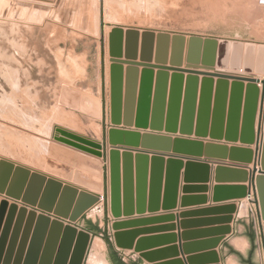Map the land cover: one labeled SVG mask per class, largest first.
<instances>
[{"label":"water","instance_id":"water-1","mask_svg":"<svg viewBox=\"0 0 264 264\" xmlns=\"http://www.w3.org/2000/svg\"><path fill=\"white\" fill-rule=\"evenodd\" d=\"M0 18L33 25L52 19L93 37L100 36V26H104L99 20L97 0H57L55 3L0 0ZM247 49L257 50L261 58L257 64L264 66V44L258 48L243 47L239 42L209 36L112 26L109 33L111 129L105 132L100 143L60 127L53 134L55 141L103 160L109 185L104 194L97 196L35 172L30 188L36 198L28 196L22 202L38 210L19 207L5 199L0 201V264H87L93 234L80 229L77 223L93 211H103L106 243L115 264H146L127 250H134L141 259L154 263V256L142 253L145 245L140 242L134 247L132 233L119 232L123 225L112 223L109 213L115 219L130 215L135 191L139 211L145 208L148 192L150 205L157 208L164 183V159L163 155L152 153L151 168H148L150 153L140 151L136 157L131 150L121 153L118 146L138 147L141 136L139 131L117 129L121 125L150 130L144 139L173 143L175 154H186L190 147L202 148L205 145L202 140L209 138L211 141L205 147L218 151L219 159L228 158L233 162L229 167L220 166L217 172L237 173L244 176L240 183H248V186L216 189L235 191L232 200L248 199L239 207L231 204L221 208L227 214L222 219L226 226L216 231L221 236L232 234V215L255 203L260 208L258 221L263 222L264 234V79H259L264 75V68L258 70L256 77L253 68L241 67L240 51ZM162 132L167 135H161ZM176 134L181 136L172 138ZM221 141L240 145L228 148L214 143ZM108 145L111 146L109 153ZM143 148L147 147L143 145ZM176 160H170L169 165H180ZM251 164L252 171L247 172L246 166ZM30 174L21 167L14 170L4 160L0 163V194L20 200L19 195L4 186L13 176L23 188ZM178 176V173L171 175L169 170L166 174V201L171 206ZM225 238L215 240V248ZM256 248L250 212L248 219L239 221L236 237L224 245V263L258 264L254 259ZM219 263L220 259L216 258V264Z\"/></svg>","mask_w":264,"mask_h":264},{"label":"rangeland","instance_id":"rangeland-1","mask_svg":"<svg viewBox=\"0 0 264 264\" xmlns=\"http://www.w3.org/2000/svg\"><path fill=\"white\" fill-rule=\"evenodd\" d=\"M97 4L104 24L98 37L52 19L33 25L0 18V163L12 160L8 162L14 170L31 172L23 188L13 176L4 186L20 201L36 198L30 188L35 170L80 186L103 180L104 166L96 168L94 156L55 141L53 134L56 127L65 126L88 137L90 127L101 124L110 110L112 26L220 36L243 47L258 48L264 41L261 0H97ZM240 53L241 67L253 68V74L264 68L257 64L261 61L257 50ZM102 261L107 264L106 257Z\"/></svg>","mask_w":264,"mask_h":264},{"label":"crops","instance_id":"crops-1","mask_svg":"<svg viewBox=\"0 0 264 264\" xmlns=\"http://www.w3.org/2000/svg\"><path fill=\"white\" fill-rule=\"evenodd\" d=\"M197 35L208 36L204 34ZM209 37L233 41L231 39L223 38L220 36ZM259 43L264 44V41ZM187 49L188 42L185 48V69L187 68ZM126 67L127 66H125V68ZM142 70L143 68L140 67V71ZM155 71L157 72L158 70ZM170 74L172 75L173 72H170ZM185 76L187 77L188 74H185ZM199 78L200 80H202L203 76H199ZM215 79L217 80V78ZM259 79H264V75L261 76ZM259 87L262 90L263 87L261 85ZM110 126L112 125L109 110L107 111L105 119L101 122V124H99L98 126L90 127L91 132L88 134L87 138H90L98 143L102 142L105 132L108 133L111 129ZM61 127L75 134L79 133L76 132V128L73 129L65 126ZM117 129H127L128 131H139V133H141V136L139 137V142L137 144L138 147L120 145L118 147L120 148L121 153H125L126 150H131L133 151V157H136L138 155V152L140 151H146L150 153L148 154V168H151V160L153 158L152 153L163 155L164 159V183L161 189L158 207L153 208L150 205V193L148 192L145 208L143 211H139L137 208V196L135 191L134 208L133 212L130 215L123 214L120 218L115 219L113 218L111 213H109V219L112 221V223H118L123 225L119 232L132 233L134 247L140 244V242H142L141 244L145 245L142 248V253L154 256L155 258L153 259V264H216V258L220 259L219 264H225L223 256L224 245L229 240L236 237L238 233L239 221L242 219L249 218V205H247V207L245 206L246 208H244L242 211L238 212L237 210V213L232 215L234 218L232 224H230V226L232 227V234H229L227 236H221V233L216 231L217 229L226 226L225 224H222V219L223 217H227V214H224L223 211H220L221 208L231 204H235L237 205V207H239L240 203L248 202V199H230L231 197H234L233 195L235 191H216V189L220 186H248V183H240V181L244 179V176L231 172H217V169L220 166L229 167L228 165L232 164L233 162H231L228 158L219 159L218 151H209L205 147L206 144L211 141L209 138L202 140L205 143L204 147L202 148L190 147L189 151L185 152L186 154H175L173 153V143H169L167 141L144 139V134L151 133L150 130H138L135 128V126L131 128H125L123 125L117 126ZM160 134L167 135L165 132H162ZM79 135L86 136V134L81 133H79ZM180 136L181 135L176 134L175 136L172 135V138ZM189 138L196 139L194 136H191ZM123 141L125 140L123 139ZM214 143L226 145L228 148L240 145L239 143L228 144L224 141ZM143 145L147 147L146 150H144ZM254 147L255 146H252L253 149H255ZM155 148L161 150H155ZM110 150L111 146L108 145V153L110 152ZM172 159H178L176 161H178L180 165H169V161ZM7 161L13 162L12 160L8 159ZM93 163L94 166L98 169L101 168V166H105L104 161L101 159L96 158ZM20 165L23 166L22 164ZM246 167L247 169L245 170L247 172H251L253 164L247 165ZM168 170L171 175L173 173H178L179 175L175 201L172 206L169 205L168 200L166 201L165 187L166 174ZM35 171L44 174L48 177L51 176V178L55 180L67 183L79 190H83L97 196L104 194L107 189L109 179L108 174L104 171L103 180L97 178V181L91 182L87 186H80L77 183L68 182L56 176L45 174L41 171ZM4 199L8 200L10 204L17 203L19 207L28 206L29 209L38 210L36 207L26 205L20 200L17 201L15 199L7 197L6 195L1 194L0 200L2 201ZM259 215H261L260 208ZM103 217V211H93L84 216L83 219H81L77 223V226L80 229L86 230L93 234V244L89 257L90 260H88L89 264H104L102 261L104 257L107 258V264H115L111 257L108 244L106 243L105 224ZM253 221L257 240V248L254 251V259L256 263L264 264V253L262 254L258 245V230L256 227V224L258 222L261 228L263 222L260 223L254 217ZM66 222L68 223L69 221ZM113 233H115V231H113ZM221 237L226 238L223 242L219 244L218 248H215V240ZM226 240L227 242H225ZM96 243L99 245L98 247H95ZM257 250H259V253ZM127 251L135 254L144 263L151 264L141 259L139 257L140 254H136L134 250ZM212 253H217V255L213 256ZM3 258H6V253L3 254Z\"/></svg>","mask_w":264,"mask_h":264},{"label":"built area","instance_id":"built-area-1","mask_svg":"<svg viewBox=\"0 0 264 264\" xmlns=\"http://www.w3.org/2000/svg\"><path fill=\"white\" fill-rule=\"evenodd\" d=\"M252 201H254L253 199V196H252ZM103 202H105L104 200H102ZM252 214V216L258 221V216H259V208L258 206L255 204V203H252V204H249V214ZM256 227H257V230H258V245H259V248L262 252V254L264 253V240H263V234H262V231H261V228L257 222L256 224Z\"/></svg>","mask_w":264,"mask_h":264},{"label":"bare ground","instance_id":"bare-ground-1","mask_svg":"<svg viewBox=\"0 0 264 264\" xmlns=\"http://www.w3.org/2000/svg\"><path fill=\"white\" fill-rule=\"evenodd\" d=\"M261 2H262V4H264V0H261ZM262 4H261V5H262ZM98 246H99V245L96 243V244H95V247H98Z\"/></svg>","mask_w":264,"mask_h":264},{"label":"trees","instance_id":"trees-1","mask_svg":"<svg viewBox=\"0 0 264 264\" xmlns=\"http://www.w3.org/2000/svg\"><path fill=\"white\" fill-rule=\"evenodd\" d=\"M106 238V237H105Z\"/></svg>","mask_w":264,"mask_h":264}]
</instances>
